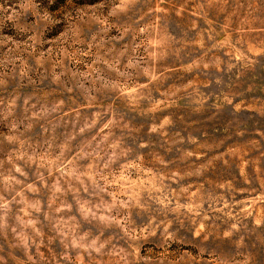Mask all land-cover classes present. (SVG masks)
<instances>
[{"label":"rangeland","instance_id":"rangeland-1","mask_svg":"<svg viewBox=\"0 0 264 264\" xmlns=\"http://www.w3.org/2000/svg\"><path fill=\"white\" fill-rule=\"evenodd\" d=\"M100 3L0 0V264H264V0Z\"/></svg>","mask_w":264,"mask_h":264},{"label":"clouds","instance_id":"clouds-1","mask_svg":"<svg viewBox=\"0 0 264 264\" xmlns=\"http://www.w3.org/2000/svg\"><path fill=\"white\" fill-rule=\"evenodd\" d=\"M104 7V4H103V0H101V3L94 6V10H93V17H96L97 19H107V17H104L103 16V12H102V9ZM120 8H125V7H130V5H125V4H120L119 5ZM97 12L100 13V16H97ZM115 12V9H113V11L109 12L108 13V16H111L113 15V13ZM127 26L124 27V25H122V27H124V30L125 32H129L131 31L133 33V39L135 38V25H136V22L135 21H130V22H126ZM109 27H111V25H109ZM103 31H107V29H103ZM115 39V38H113ZM111 41H109L110 43ZM103 45H101L102 47ZM134 50V49H133ZM111 53H112V49H108L107 51H105L103 54L100 53V50L99 48H97V51L95 53L93 52H89L88 54L89 55H94L96 57V59L93 61L94 64L97 65V67L93 68L92 69V72L93 73H96L97 74V79H100V73L101 72H109V71H115L117 73V75H120V76H130V74L127 72V69L128 68H132V67H135V62L134 61H129L128 65L125 66V70L124 71H119L117 68H116V59L115 58H112L111 56ZM105 57H109L108 59H106ZM102 65H107V67H102ZM87 75V74H86ZM88 127H91V125H86L85 128H82L80 131L83 132L86 130V128ZM100 145L98 144L97 147H99Z\"/></svg>","mask_w":264,"mask_h":264}]
</instances>
